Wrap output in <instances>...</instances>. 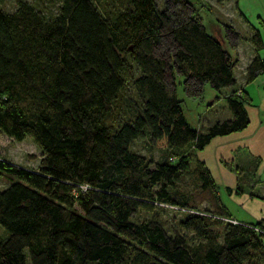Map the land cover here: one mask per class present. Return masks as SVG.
Instances as JSON below:
<instances>
[{"label":"trees","instance_id":"16d2710c","mask_svg":"<svg viewBox=\"0 0 264 264\" xmlns=\"http://www.w3.org/2000/svg\"><path fill=\"white\" fill-rule=\"evenodd\" d=\"M3 3L0 134L28 137L41 157L36 171L0 159V177L11 181L0 190V264H264V220L223 221L226 208L195 156L246 126L245 97L231 93V118L201 132L175 95L174 75L190 99L204 84L218 92L235 83L236 60L188 3L57 0L54 13L22 0L6 12ZM249 43L246 83L264 74L256 32ZM142 139L164 158L131 152ZM186 173L198 181L188 195L178 187ZM160 205L184 216L177 227L194 244L154 220L131 221Z\"/></svg>","mask_w":264,"mask_h":264},{"label":"rangeland","instance_id":"374dc122","mask_svg":"<svg viewBox=\"0 0 264 264\" xmlns=\"http://www.w3.org/2000/svg\"><path fill=\"white\" fill-rule=\"evenodd\" d=\"M18 0H4L3 10L6 12H12L15 9L16 2ZM31 5H33L37 10L42 13L53 12L55 6L57 5V0H22ZM191 7L194 14H196L201 23L209 35L216 39L224 51H226L231 57L235 49L238 56L242 58L245 56L248 50L249 43V34L246 33L248 30L245 29V25L242 22H239L237 17V11L235 10V0H184ZM158 8H162L166 0H154ZM174 11H178L177 8ZM190 11L189 7H186V12ZM233 27L235 31L238 32L237 38H234L230 33L227 35V29L232 30ZM230 44V45H229ZM238 47V48H237ZM244 52V54H243ZM237 63V60H236ZM235 63V64H236ZM240 69H236L235 75H240ZM259 79L263 80L264 86V77L260 76ZM174 79V88L175 95L177 99L181 100V109L184 119L187 121L190 127L195 129L202 128L209 121L217 117L216 111L218 107H215L213 110L208 111L209 107L216 105V96L221 98L223 90L219 92L210 88L208 84L202 86L201 95L198 99L187 98L181 87L182 79L176 75L173 76ZM232 87H229L231 89ZM242 94L239 90L234 91L236 94ZM221 100V99H220ZM214 103V104H213ZM220 106L224 105L221 100ZM217 105V106H219ZM211 109V108H210ZM131 152H134L145 158H151L153 161H159L163 157V153L159 149H152L148 146L145 139L134 141L130 145ZM41 153L39 148L35 143L25 137L20 142H15L12 139L0 134V159L8 162L9 164L31 171H36L38 169V162L40 160ZM243 181V180H242ZM11 181L0 177V190L6 188ZM244 186V184H243ZM179 190L188 194L194 193L198 187V181L196 178L190 174L186 173L178 181ZM245 194L252 193L246 186H244ZM254 198L250 199L248 195L238 196L233 194L232 196H227L225 192L220 188L218 195L221 204L226 208L228 214L233 219L240 222H255L259 219H264V173L260 178V184L256 189H253ZM259 192V195L263 198H255L256 193ZM208 209V207L203 204L200 206L199 210ZM184 216L171 209L165 205H160L159 207L153 208L150 212L138 211L136 212L131 221L134 223H140L143 221L154 220L158 222L163 229L170 234L171 230H177L182 236H184L187 241L191 244L196 242V239L192 234L185 231L179 230L177 225L183 220ZM223 221H231L230 219ZM214 230L220 232L221 227L213 228ZM3 236V231L0 228V237ZM264 244V241H263Z\"/></svg>","mask_w":264,"mask_h":264},{"label":"crops","instance_id":"0c3cea01","mask_svg":"<svg viewBox=\"0 0 264 264\" xmlns=\"http://www.w3.org/2000/svg\"><path fill=\"white\" fill-rule=\"evenodd\" d=\"M234 3L239 22H242L245 29L246 27L248 29L246 33L249 36L253 32L258 34L262 48L257 52V56L261 61H264V0H235ZM231 28L234 33L238 34L233 27ZM236 50L233 51L232 57L229 55L232 60H237L232 70L234 86L231 89H222L221 98L215 97L217 104L208 108V111H211L218 107V110H215L217 117L206 123L204 127L194 129L203 132L215 123L229 120L231 113L227 107L226 98L236 90H241L246 100L242 109L245 112L247 124L240 131L213 137L201 151L195 153V156L207 169L216 186L218 198V192L221 188L227 196L233 194L248 195L252 199L254 198L252 190L260 184V178L264 173V86L263 80L258 78L264 77V74L257 76L250 83H246L244 72L253 57V49L248 44L247 53L242 58L238 56ZM238 68L240 75H235ZM220 99L224 103L222 106L219 105ZM243 184L252 193L245 194L246 190L243 189ZM255 198L263 199L259 192L256 193ZM229 219L239 224H254L264 220L259 219L252 223L240 222L230 215Z\"/></svg>","mask_w":264,"mask_h":264}]
</instances>
